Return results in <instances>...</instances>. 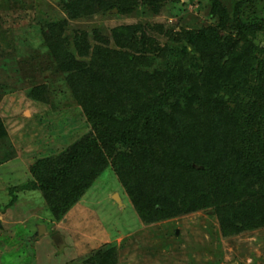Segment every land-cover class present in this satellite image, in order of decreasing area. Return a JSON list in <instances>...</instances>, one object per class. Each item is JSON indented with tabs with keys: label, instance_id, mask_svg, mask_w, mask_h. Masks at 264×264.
Wrapping results in <instances>:
<instances>
[{
	"label": "trees",
	"instance_id": "trees-1",
	"mask_svg": "<svg viewBox=\"0 0 264 264\" xmlns=\"http://www.w3.org/2000/svg\"><path fill=\"white\" fill-rule=\"evenodd\" d=\"M58 1L73 20L114 9L158 14L165 4ZM210 1L211 22L199 27L121 25L96 35L93 44L75 35L74 52L59 23L43 38L90 127L73 148L104 157L141 222L205 212L231 237L264 228V43L241 46L228 35L264 37V18L247 16L255 0H236L230 9ZM6 134L0 120V138ZM77 155L60 161L52 182H38L58 191ZM36 188L34 181L18 187ZM89 261L117 264L115 248Z\"/></svg>",
	"mask_w": 264,
	"mask_h": 264
},
{
	"label": "rangeland",
	"instance_id": "rangeland-1",
	"mask_svg": "<svg viewBox=\"0 0 264 264\" xmlns=\"http://www.w3.org/2000/svg\"><path fill=\"white\" fill-rule=\"evenodd\" d=\"M163 1L158 14L146 7L114 9L73 20L58 0H0V120L7 132L0 138V264H90L97 252L111 247L117 264H264V228L223 237L205 212L146 225L104 157L73 148L90 127L54 67L43 31L59 23L74 52L77 34L93 44L96 35L107 36L121 25L179 31L211 22L210 0ZM220 1L230 9L236 0ZM246 14L264 18V0L247 6ZM228 37L241 46L264 43L253 31ZM74 152L77 161L61 188L44 189L38 181L52 182L50 173ZM32 181L35 190L18 189ZM38 225L46 231L37 238ZM54 234L61 236L58 245Z\"/></svg>",
	"mask_w": 264,
	"mask_h": 264
},
{
	"label": "water",
	"instance_id": "water-1",
	"mask_svg": "<svg viewBox=\"0 0 264 264\" xmlns=\"http://www.w3.org/2000/svg\"><path fill=\"white\" fill-rule=\"evenodd\" d=\"M113 198H114V200H116V202H117L118 204H121V200H120L118 194H115V195L113 196ZM1 227H2V224H1V220H0V228H1ZM45 231H46V230H45V227H44V226H39V227H38V231H37L35 237H39V236H40L43 232H45ZM52 240H53L54 244H56V245H58V244L62 241L61 236H60L59 234H55V235L52 237Z\"/></svg>",
	"mask_w": 264,
	"mask_h": 264
},
{
	"label": "flooded vegetation",
	"instance_id": "flooded-vegetation-1",
	"mask_svg": "<svg viewBox=\"0 0 264 264\" xmlns=\"http://www.w3.org/2000/svg\"><path fill=\"white\" fill-rule=\"evenodd\" d=\"M38 227H39V225L37 226V231H38ZM45 230H46V228H45ZM37 231H36V232H37ZM54 235H55V234H54ZM54 235H53V236H54ZM59 235H60V234H59ZM53 236H52V237H53ZM37 238H38V237H37Z\"/></svg>",
	"mask_w": 264,
	"mask_h": 264
}]
</instances>
